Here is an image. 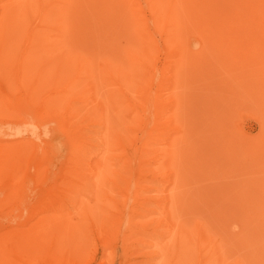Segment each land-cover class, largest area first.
Wrapping results in <instances>:
<instances>
[{
  "label": "rangeland",
  "instance_id": "1",
  "mask_svg": "<svg viewBox=\"0 0 264 264\" xmlns=\"http://www.w3.org/2000/svg\"><path fill=\"white\" fill-rule=\"evenodd\" d=\"M0 236L4 264H264V0H0Z\"/></svg>",
  "mask_w": 264,
  "mask_h": 264
},
{
  "label": "bare ground",
  "instance_id": "2",
  "mask_svg": "<svg viewBox=\"0 0 264 264\" xmlns=\"http://www.w3.org/2000/svg\"><path fill=\"white\" fill-rule=\"evenodd\" d=\"M28 4H26V6H27ZM22 6H24V4H22ZM22 6H18V9H22ZM11 10H16V8L14 9V7L11 9ZM50 14H54V12H50ZM57 15V13L56 14H54V16H56ZM84 16L85 17H87L88 19H90V22H89V27L87 28V27H84V26H86L85 24L87 23V19L85 20V22H84V24H82L83 23V20H84ZM80 25H81V27H82V29H81V31H85V33H83L82 35H81V38H84L85 39V41H86V38H87V41L86 42H89V44L91 45V41L90 40H92V38H90V33H92L93 32V29H92V25H91V23H92V18H90V16H89V14L87 13V12H84L81 16H80V18H79V22H78ZM79 25V26H80ZM212 26H216V27H220V26H222L220 23H219V25H212ZM90 39V40H89ZM86 45V44H85ZM88 48H89V46L88 45H86ZM128 57H129V62L130 63H132L133 62V60H135V59H132V57H131V55L128 53ZM145 116V115H144ZM142 157H144V155H142ZM1 238H2V236H0V240H1ZM0 259H1V257H0ZM93 259H94V256H92V257H88V258H86V259H82V260H79V262H77V261H72L71 262V264H90L92 261H93ZM112 259H114V258H112ZM111 259V260H112ZM110 260V261H111ZM109 261V263L108 264H112V261L110 262ZM118 261V260H117ZM108 262V261H107ZM122 263V262H121ZM0 264H4L3 262H0ZM124 264V263H123Z\"/></svg>",
  "mask_w": 264,
  "mask_h": 264
}]
</instances>
